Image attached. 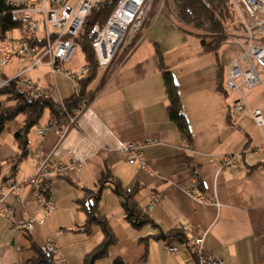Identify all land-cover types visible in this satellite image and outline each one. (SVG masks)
<instances>
[{
  "label": "crops",
  "instance_id": "crops-1",
  "mask_svg": "<svg viewBox=\"0 0 264 264\" xmlns=\"http://www.w3.org/2000/svg\"><path fill=\"white\" fill-rule=\"evenodd\" d=\"M201 40L161 12L151 26L143 28L140 42L100 89L101 72H97L88 88L95 97L66 135L36 134L48 121L45 112L28 134L27 153L20 158L14 136L23 126V117L4 125L0 199L25 218L43 217V224L26 233L14 230L11 220L0 216V264H28L46 241L66 264H83L102 244L104 233L95 223L89 232L80 231L87 216L78 202L86 200L87 190H95L106 177L127 190H137L134 203L150 223L140 228L127 223L120 199L106 186L97 209L107 219L116 243L95 264H111L116 257L126 264H193L183 245L172 255L166 241L152 239L170 230H182L189 241L202 237L203 250L217 256L221 264H264V235L254 236L250 222L251 212L264 210V169L251 170L264 163V125L257 127L249 116L232 110L240 94L250 109L261 110L264 119V75L259 71L263 68H257L260 85L256 88L227 93L223 90L227 66L238 55L233 49H225L222 55L219 49L204 51ZM11 51L12 62L1 69L0 83L22 73V81L50 89L56 102L73 96L66 75L52 74L47 64L32 66L30 60L16 55V49ZM222 59L223 70L219 71L217 64ZM65 68L75 71L80 66ZM164 70L175 82L189 140L169 119ZM133 141L145 143L141 149L145 169L128 165L121 153L120 146ZM41 156L64 165L80 164L79 170L72 166L62 176H54L50 194L55 209L44 216L38 213L31 188L21 184L34 174ZM224 157H233L237 167L223 166ZM196 176L200 189L192 190ZM15 183L16 193L7 194L4 187ZM153 192L162 197L149 210ZM193 195L203 196V201L215 198V204L207 201L204 205Z\"/></svg>",
  "mask_w": 264,
  "mask_h": 264
},
{
  "label": "built area",
  "instance_id": "built-area-1",
  "mask_svg": "<svg viewBox=\"0 0 264 264\" xmlns=\"http://www.w3.org/2000/svg\"><path fill=\"white\" fill-rule=\"evenodd\" d=\"M103 1L11 0L10 2L17 7L16 14L19 18L17 38L19 45L16 49V55L30 60L32 66L48 60V63L57 72L67 73L73 87L79 85L77 80L79 76L70 73V70H66L64 65L71 62L73 58L76 50L75 39L81 31L84 18H87L89 13ZM226 1L238 13L240 30L244 33V36L241 39H236L243 47V53L239 58H234L228 63L224 89L235 90L238 88V82H242L245 87L251 89L260 84L257 67H264V0ZM165 2L168 3V6H170L169 4L172 6L171 0L170 3L169 0H118L104 25H95L90 28L88 40L94 52L99 71L104 74H113L120 68L126 56L137 45L139 39L136 40V38L145 25H143L145 20L147 22L150 18L154 17L155 19L161 12L165 13L169 20H173L172 15L165 12ZM115 14L118 15L115 16ZM114 20L117 21V25L115 29H112ZM172 22L179 24L176 19ZM254 36L257 38L254 39ZM43 41L46 43L38 49L36 46L42 44ZM35 42L38 44H35ZM10 44V40L6 39L0 42V67L9 65L13 59ZM241 67H244V70ZM79 69L80 76L86 74L87 66L81 65ZM20 75L22 73L18 76ZM5 83H1V86ZM31 92L32 90L26 86L25 93ZM84 106L85 100H82L77 118L85 113L83 111ZM232 110L249 116L257 127L264 125L261 110L250 109L240 94L233 102ZM76 121L77 119L74 118L70 123L75 125ZM47 131H53L58 136L61 135V133L54 130L53 122H49L37 133L39 136H43ZM66 132L60 137H63ZM262 140L264 142V135ZM144 144V142L133 141L122 146L121 153L128 165H137L139 168L145 169L144 158L141 153ZM185 147L187 148L188 144H185ZM221 163L223 166L234 169L237 167L233 157H224ZM72 166H76L77 170L80 169V164L64 165L63 163L51 162L48 156H41L34 174L22 181V185L31 188L36 199L38 213L42 216L50 214L55 209V203L50 194L52 179L54 176H62L65 170ZM17 188L16 183L9 188L4 187L8 190L7 194L16 193ZM189 194H192L191 190ZM161 197V193L153 192L149 196L150 201L147 208L149 210L153 209L154 206L160 203ZM195 198L204 205L207 203L206 200L203 201L202 197L195 196ZM209 203L215 204V198H211ZM0 216L10 219L14 230L26 233L31 232L36 225L43 224V217L33 219L25 218L20 213L16 214L14 207H10L5 203L3 198L0 199ZM190 244L196 259L195 264H220L213 253L203 250L202 237L192 239ZM44 249L52 255L55 264H66L51 242L46 241ZM167 252L169 254L175 253L176 248L168 247Z\"/></svg>",
  "mask_w": 264,
  "mask_h": 264
},
{
  "label": "trees",
  "instance_id": "trees-1",
  "mask_svg": "<svg viewBox=\"0 0 264 264\" xmlns=\"http://www.w3.org/2000/svg\"><path fill=\"white\" fill-rule=\"evenodd\" d=\"M10 1L11 0H0V42L6 39L5 36L8 31L19 28V18L16 14L17 7H15V5H13ZM117 1L118 0H104L96 8H94L89 13L81 28V31L75 39L76 47H79L83 52L85 61L84 65L87 66L88 74L86 77L78 80L79 85L73 87V96L70 99L56 102L50 96V93H52L50 89H40L37 91H32L31 93H25V88L22 83V89L18 88V82H22L20 78L21 75L6 81L3 79V81L6 83L2 86L0 83V104L1 107H3L0 109V133L7 122L18 116L23 117V126L19 131L16 132L14 136L19 151H21L20 158L25 157L27 153L28 134L31 133V131H33L36 126H38L40 120L43 119L45 112L48 113V121L45 125H47L49 122H53L54 130L58 131L62 135L67 130H69V128L76 127L77 121L75 125L70 122L72 120L71 118L77 119V114L75 115V113L81 109L82 100H85L84 107H86L89 105L88 101L95 97V92L89 91L88 88L95 80L99 68L94 52L88 40V33L90 28L93 26L104 25L115 8ZM172 2L177 10L179 20L183 24L209 31L215 36L219 35L223 31L225 32L224 18H229L230 15H233L230 6L224 0H172ZM18 41L19 40H17V42ZM201 41L204 51L216 52L221 43V39ZM45 43L46 42L43 41L42 44L36 47L39 49L40 46ZM35 44L38 43L35 42ZM42 63H48V60L42 61ZM65 67L66 66H64V68ZM160 67L163 68L162 65ZM218 68L219 71L223 70L221 66ZM108 76H106L103 81H101L99 89L105 84L106 78ZM163 81L166 94L169 99V105L167 108L169 119L177 125L183 138L189 140L190 132L188 123L183 115V112H181L179 95L175 82L170 72L167 70L163 71ZM257 168L264 169V163L252 167L251 170H255ZM194 179V188H192V190L195 188L200 189L198 177L196 176ZM106 186H108L111 191L120 199L119 202L124 215L123 218L127 223L135 228H140L143 225L150 223V221L147 220L145 216H143V210H140L138 206L136 207L134 203V196L137 193L136 189L127 190L122 187L120 182L117 180L115 181L110 177H106L99 181V184L95 190H87L88 192L86 193V200L78 202L80 209L87 216V224L83 226V230L80 231L85 233L89 232L90 224L95 223L100 226L104 233V240L102 244L85 257L83 264H95L96 260L105 258L107 256L108 248L116 243V237L111 232V228L107 223V219L104 216H101L97 209L101 200L102 191ZM196 197H202L204 199L203 196ZM210 199L207 201H210ZM250 222L254 236L260 237L264 235V210L251 212ZM152 239L162 240L164 242L166 241L165 243L168 244L166 246V250L168 247L176 248L174 245H171L174 242L183 245L184 249H186L189 255L192 256L193 264L196 263L190 241L187 239L185 233L182 230H170L165 233L160 232L153 235ZM176 253L177 248L176 252L172 253V255H175ZM28 264H55V262L52 258V255L43 247V249H36L35 256L29 260ZM111 264L126 263L121 258L116 257L113 259Z\"/></svg>",
  "mask_w": 264,
  "mask_h": 264
},
{
  "label": "rangeland",
  "instance_id": "rangeland-1",
  "mask_svg": "<svg viewBox=\"0 0 264 264\" xmlns=\"http://www.w3.org/2000/svg\"><path fill=\"white\" fill-rule=\"evenodd\" d=\"M224 1L230 6V4H229L226 0H224ZM171 2H172V0H171ZM169 3H170V0H169ZM169 5H170V6H168V3L165 2V5H164L165 12H167V13L170 14V15H172V19H173V20L176 19V21L179 22V23L181 24V26L184 27L185 29H187L188 31H191V32H195V33H197V34H198L203 40H205V41H210V40H212V39H221L220 46L218 47V49H219L221 55L224 54L225 49H228V50H232V49H233L234 54L238 55V58L242 55V53H243L242 48H243V47H241V45L237 42L236 39H238V38H239V39L243 38L244 33L241 32V30H240L239 17L237 16L238 13L235 11L234 7L231 8V6H230V9L232 10L233 15H232V16L230 15L229 18H228V17H227V18H224V28H225V32L223 31V32H221L219 35L215 36L214 34H211L209 31H206V30H203V29L194 28V27H192L191 25L183 24V23L179 20L178 13H177V10H176L175 6L173 5V2H172V6H171V4H169ZM86 19H87V18H84L83 22H85ZM173 20H172V21H173ZM154 21H155L154 17H153V18H150V20L147 21V22H146V20H145L146 23H145V22L143 23V25H144V24H145V25L142 27V29H141V31H140L138 37L136 38V40L139 39L138 43L140 42V38L142 37V30H143V28H144L145 26H147V27H148V26H151V25L153 24ZM18 34H19V30H18V29H13V30L8 31V32L6 33V36H5L6 39H10V40H11V41H10V43H11V49H17V48H18V42H17ZM256 38H257V37L254 36V39H256ZM136 40H135V42H136ZM135 42H134V43H135ZM219 42H220V40H219ZM134 43H133V44H134ZM138 43H137V44H138ZM14 45H15V48H14ZM234 54H233V55H234ZM223 56H224V55H223ZM236 58H237V57H236ZM223 61H224V59H222L221 62L217 64V68H218L219 66L222 67V63H223ZM84 63H85V61H84V55H83V52H82V50H81L79 47H76V50H75V52H74V54H73V58H72L71 62H70L69 64L64 65V66H67V67H79V66H81V65H84ZM41 64H47V65L49 66V68L51 69V73H52V74H64V75H66L67 79L70 80V79H69V76L67 75L66 72H57V71L55 70V68H54L53 66H51L49 63H41ZM240 64L243 65L241 62H240ZM228 65H229V64H228ZM227 67H228V66H227ZM244 67H245V66H244ZM244 67H241V69L244 70ZM260 67H261V66H260ZM4 68H5V67H1V68H0V79H2V71H1V69L3 70ZM257 68H259V67H257ZM227 69H228V68H227ZM79 70H80V69H76L75 71L70 70V73H73V74L75 73V74H77V75L79 76L77 80L86 77L87 74H88V71H87L86 74L80 76V75H79ZM259 71H260V73H263V75H264V67H263V69H261V70H259ZM99 72H101V71H99ZM108 75H110V74H104V73L101 72V81H103V79H104L106 76H108ZM258 76H259V75H258ZM226 77H227V74H226ZM262 80H264V78H262ZM95 81H96V80H95ZM101 81H100V83H101ZM22 84H23L24 88H26V86H27V87H29L32 91L40 90V89L37 88L36 84H35V83H32L31 81L24 80V81H22ZM258 85H260V84H258ZM258 85H255L254 87L256 88ZM224 87H225V86H223V90H224L225 92H227V93H237V94H238L239 92H241L243 89H244V90H252V89H254V87L251 88V89H248L247 87H245V86L242 84V82H238V88L235 89V90H232V91H230V90H225ZM262 87H263V86H262ZM249 92H250V91H249ZM90 102H91V100L88 101V103H90ZM1 108H3V107H0V109H1ZM87 108H88V106L84 107V108H83V111L85 112V111L87 110ZM76 114H77V113H75V115H76ZM75 115H74V116H75ZM81 116H82V115H80L79 117H81ZM79 117H78V118H79ZM78 118H77V120H78ZM71 119L74 120V118H71ZM75 123H76V122H75ZM70 129H72V127L69 128V130H70ZM125 144H126V143H125ZM123 145H124V144H122V145L120 146V150L122 149V146H123ZM105 194H107V193H105ZM103 200H106V195L103 196ZM84 201H85V200H84ZM173 245L176 246L177 249H180V247H182V245L179 244V243H177V242H174ZM110 247H111V246H110ZM108 249H109V248H108ZM112 261H113V260H112Z\"/></svg>",
  "mask_w": 264,
  "mask_h": 264
},
{
  "label": "bare ground",
  "instance_id": "bare-ground-1",
  "mask_svg": "<svg viewBox=\"0 0 264 264\" xmlns=\"http://www.w3.org/2000/svg\"><path fill=\"white\" fill-rule=\"evenodd\" d=\"M118 14H119V13H118ZM118 14H115V16H117ZM110 15H111V14H110ZM109 17H110V16H109ZM109 17H108V18H109ZM116 25H117V21L114 20V21H113V24H112V29H115V28H116ZM38 130H39V129L36 130V134H37V135H38V133H37ZM47 132H53V131H47ZM53 133H54V132H53ZM45 134H46V133H45ZM54 134H55V133H54ZM55 135H57V134H55ZM38 136H39V135H38ZM57 136H58V135H57ZM215 258H216V259L219 261V263L221 264V262H220V260L217 258V256H215Z\"/></svg>",
  "mask_w": 264,
  "mask_h": 264
}]
</instances>
